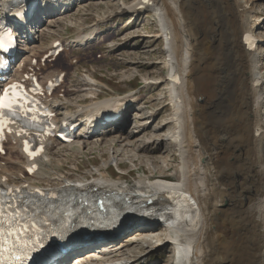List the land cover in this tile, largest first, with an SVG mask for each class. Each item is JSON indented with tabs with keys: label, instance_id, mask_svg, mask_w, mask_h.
I'll use <instances>...</instances> for the list:
<instances>
[{
	"label": "bare ground",
	"instance_id": "1",
	"mask_svg": "<svg viewBox=\"0 0 264 264\" xmlns=\"http://www.w3.org/2000/svg\"><path fill=\"white\" fill-rule=\"evenodd\" d=\"M85 1L73 0L63 11L53 14L47 25L40 27L38 33L31 37L39 44L29 47L41 49L43 37L48 38L52 34L53 28L64 21L67 17L65 13L72 6L80 7ZM137 6L138 3L132 0L124 7L119 4L117 9L96 14L93 22L77 28L75 39L66 45H87L91 39L99 38L98 35L107 28L99 27L104 19L123 9H129L131 14L138 16L135 11ZM150 9L163 21L164 30L161 31L160 23L155 20L158 30L154 33H136L131 38L122 39L116 46L119 49L130 40L142 41L139 39L142 36H150L153 41H162L166 37L169 41L161 49L163 65L167 69L165 78L158 81L144 77L142 81L143 87L166 83L167 91L163 99L166 97L171 110L165 125H170V131L158 143L167 144L176 154V171L166 174L153 167L144 171V175L132 184L126 179L122 180L123 174H131L129 170L117 179L111 175L112 179L107 177L108 168L73 176L60 171L63 170L64 160L58 158L55 151L60 144L50 143L45 149L47 153L42 163L52 171L60 185H52L49 179H45L46 185L35 180L41 176L40 171L34 176H24L23 163L26 161L20 151L13 156L6 154L0 158V181L6 178L1 183L17 186L29 182L58 191L84 187L116 191L124 193L128 200L135 203L153 200V204L158 206L155 211L165 215L175 205L178 215L171 219L172 229L169 233L166 228L154 231L151 224L150 227L134 230V238L123 236L117 245L105 246L100 242L99 250L107 249L101 256L111 258L108 264H135L141 256L127 254L137 244L145 245L143 250H136L137 255L157 253L161 257H169L168 264H264V96L257 83L260 59L256 49L260 46L257 44L253 51L244 39L245 34H253V29L257 27L256 17L250 19L253 10L250 0H153ZM55 10L54 7H46L44 12ZM67 22L72 23V20L68 18ZM112 24V21H108L110 29L114 27ZM113 35H116L114 31L107 32V37ZM106 39V35H103L102 41ZM172 75L179 78L178 83L171 81ZM90 76L85 73L84 77L78 79L77 88H73L71 93L69 90L66 102H70V96L77 95V89L97 96L94 90L101 83ZM132 95L127 93L113 100L107 97L97 103L106 106L111 101L118 103L140 99ZM59 105L61 109L68 110L63 103L59 102ZM164 106L161 105L159 109H164ZM158 111L149 110L148 118ZM94 125L90 123L88 127ZM82 126L85 124L82 123ZM145 126L146 123L140 122L133 130L120 133L122 125H108L103 132L90 135L88 139L97 138L102 140L100 143L109 144L116 141L124 147L123 141H134ZM76 137L83 138L82 132H78ZM85 143L80 141L61 147L77 150L84 148ZM153 144V140L143 139L134 147L133 153L149 152ZM155 147H159V144ZM15 148L19 150V147ZM115 154L120 155L114 151L112 158ZM62 155L63 159L67 157L65 153ZM122 158L116 161L119 168L124 167ZM126 159L133 162V157ZM154 160H149L151 166ZM72 168L79 171L78 164L72 163ZM107 209L112 211L113 207L108 206ZM146 218H153V214ZM168 248L176 252L175 259L171 257L170 249L165 251ZM68 254L70 252L61 256L58 262ZM86 255L92 256V250L82 255L74 251L70 254L76 261L83 262Z\"/></svg>",
	"mask_w": 264,
	"mask_h": 264
},
{
	"label": "rangeland",
	"instance_id": "2",
	"mask_svg": "<svg viewBox=\"0 0 264 264\" xmlns=\"http://www.w3.org/2000/svg\"><path fill=\"white\" fill-rule=\"evenodd\" d=\"M126 1L129 2L130 0H86L80 7L72 6L70 8V11H68V13H65L64 16L67 17H65L64 21L56 24L52 32L54 34H61L62 39H72L75 35L76 28H78L79 26H86L87 23H91L93 19H95L96 14L108 12L116 8L121 2L126 3ZM250 3L253 7L250 19L253 20L256 17L255 21L257 22V27L253 29V34L258 39V41H261L260 43H258L260 47L257 48L258 51L256 52V54H259L260 67L258 69V75L260 77L259 79L262 80V86L260 85L259 87L260 92L264 96V0H250ZM68 18L72 20V23L67 22ZM130 21L132 20L129 19L126 21L120 19V21H116V28L115 30L112 29V31H114L116 35H113V37H107V32L111 31L106 30L110 29L109 27L105 28L103 32L105 31L104 35H106V38L108 39L103 40V43H100L95 47L91 48L96 50H105V52H107V49H110L112 53L106 58L99 59L97 64H90V62L93 61V56H91L90 58L84 60V63L86 64L83 65L88 68V71L90 73L94 72V76L98 80L110 86L117 93H123L132 88H136L137 86H139V84L141 83V79L144 77H147L150 80L157 79L158 81H161L165 78V75L167 73V69L163 65L164 55L161 51L163 43L160 39H158L157 41H153L150 36H142V38H139L143 39L142 41H139L138 39L130 40L128 43L122 45L121 47H119V49H117L118 47L116 45H118V43H121L122 39L124 38H131L136 33H138L139 35H145L149 33H154L156 30H158V27H156V23L152 16L141 15L135 20H133V22L129 23ZM46 23L47 21H44V25ZM71 25L73 27H76L74 31L70 28ZM63 27H67L65 32H70V29L71 32L65 35L64 29H62ZM43 38L44 40L46 39L45 41L48 40L47 37ZM259 38L261 39L259 40ZM139 45L141 47H139ZM77 51L78 52L76 54H72L77 57L75 58V60H80V58L82 57L93 55V53H95V50H91L86 53H82V51H80L79 49H77ZM77 69V75L78 73H83L84 69L82 67H79ZM77 75L70 77L71 84H75L78 81L80 77L78 78ZM137 89H139V87ZM166 91L167 90L165 82H160L154 85L151 84V87L147 88H140L138 93L143 95L144 101L143 103L142 101L139 102L138 109L133 110L130 108L129 113L127 114L122 124V126L124 125V127L122 128L123 133L126 131L133 130L136 125H138L140 122L146 123L145 129L142 130L138 135H136V140H130V142L123 141L125 143L124 147H122V143L117 144L116 141V144H109L108 142L100 143L102 141H96L94 143L95 146L93 142L90 141L86 142L88 144H83L84 148L80 150L77 148V150L73 148L67 150L64 147H59L57 150H55L58 152H56L58 155L57 157L64 160V163L62 164V167H64V169L60 171L73 174V176H78L81 175L80 172H96L97 168L104 169L103 167L106 165H116V161L121 160L120 157H123V172H127L128 170L132 172H130L131 174L129 175H124L122 180L126 179V181L130 184L134 183V181H136V179H138L140 176H143L144 171L152 170L153 167L157 170L164 171L166 174L174 173L178 167L176 165L178 161L176 154L171 148L168 147L167 144L158 143V141L163 140L170 131V125H165V120L169 117L171 110L170 107L167 105L166 97L163 99V96H166ZM76 92L77 94L80 93L79 89H77ZM66 97L68 99V92ZM80 97H86V91L82 92L80 94ZM161 105H165V108L159 109ZM149 110L159 111L156 115L151 116L149 117L150 119H148ZM143 139L147 141L153 140L155 144H153V146H150L152 149L149 152L147 151L146 153H133L134 147L141 143ZM157 144H159V147H157L158 149L155 147L157 146ZM121 147L123 149H121ZM113 150L118 151L121 156H116L115 154V157L112 158L111 153L114 152ZM55 151L52 152V157L54 156ZM64 153L67 156L65 158L66 160L63 159L64 156L62 154ZM126 157H133V162L126 159ZM151 158L155 159L152 166L149 163V160ZM72 163L78 164L79 171L72 168ZM48 170L50 171V169ZM108 172L111 177H114L115 179H117L118 176L122 175L119 173L114 174L115 172H113V169L111 167L108 168ZM110 175H108V177H110ZM55 177L58 178V176ZM42 178L43 179H39L40 182L46 185L47 182L45 181V179H47V177L43 176ZM53 179L55 182L51 183L52 185H60L59 181H57L54 176ZM157 230L159 229H154V231ZM133 247L135 249H132L131 252H129L127 255H133V257H139L144 255L140 257L135 262V264H168L170 261L169 257L166 256L167 259H163L164 257H161L157 253L148 255H137V251L143 250V247H145V245L142 246V244H137ZM169 249L170 248L166 249L165 251Z\"/></svg>",
	"mask_w": 264,
	"mask_h": 264
},
{
	"label": "snow or ice",
	"instance_id": "3",
	"mask_svg": "<svg viewBox=\"0 0 264 264\" xmlns=\"http://www.w3.org/2000/svg\"><path fill=\"white\" fill-rule=\"evenodd\" d=\"M16 15L20 16L21 13L17 12ZM245 39L248 40L249 37ZM12 45V34L0 30V53H7ZM5 62L3 57H0V66ZM37 105V101L28 99L21 85L11 84L4 88L0 92V137L10 123L21 125L16 135L27 136L28 128H39L41 123L39 116L48 114L41 113ZM42 151L43 145L33 149L29 141L24 140V152L30 159ZM34 169L33 165L28 171ZM24 187L27 188L26 185ZM37 196L41 198L39 201L36 200ZM6 197L10 200H6ZM18 198L19 205L15 202ZM55 198H57L55 193H46L39 188L33 192H22L20 188H0V264H28L30 259L34 264H47L48 257L54 251L55 242L64 239L68 231L67 217L72 215L71 212L63 213L59 217L61 221L59 228L47 227L49 220L56 218L54 213L62 211L58 206L50 205V199ZM27 204L42 209L46 214L43 218L36 213L29 214V209L24 206ZM49 237L54 238L52 243H49ZM33 253L37 255L33 256Z\"/></svg>",
	"mask_w": 264,
	"mask_h": 264
}]
</instances>
